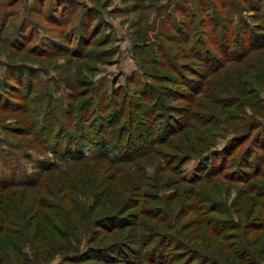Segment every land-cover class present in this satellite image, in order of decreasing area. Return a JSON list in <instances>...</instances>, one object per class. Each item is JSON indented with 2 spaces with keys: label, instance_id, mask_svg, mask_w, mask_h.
<instances>
[{
  "label": "rangeland",
  "instance_id": "obj_1",
  "mask_svg": "<svg viewBox=\"0 0 264 264\" xmlns=\"http://www.w3.org/2000/svg\"><path fill=\"white\" fill-rule=\"evenodd\" d=\"M26 1L0 0L24 19L0 33V176L34 178L0 185V264H264V0L228 16L232 0ZM152 88L157 114L185 127L138 152L116 129ZM110 112L115 161L80 139L94 149L60 161L53 136L46 149L30 132L45 117L71 136ZM40 196L56 212L37 211Z\"/></svg>",
  "mask_w": 264,
  "mask_h": 264
},
{
  "label": "trees",
  "instance_id": "obj_2",
  "mask_svg": "<svg viewBox=\"0 0 264 264\" xmlns=\"http://www.w3.org/2000/svg\"><path fill=\"white\" fill-rule=\"evenodd\" d=\"M44 1H48V0H44ZM241 2H245L244 0H242ZM23 3H25L27 6L26 8L28 9L29 3L23 1ZM232 4L230 5V8L228 7L225 10V14L226 16H228L231 12L233 11H241V9H243V6L238 5L237 3L235 4L234 1L232 0L231 2ZM223 6V5H220ZM201 7V5L199 6ZM249 8H251L252 12L254 13L256 11V8L258 9V6L256 7V5H248ZM60 10L62 8V6L58 7ZM201 11H205L203 7H201ZM74 11L76 10V6H74V8H72ZM52 11H55L54 9ZM181 11V9H180ZM184 10H182L183 12ZM7 15L12 16L13 14H11V11L9 10V12L4 13L2 16H0V25L1 27H3V30L0 31V33H2L5 30V24H11L12 26L16 25L15 21L18 20H22L23 18L18 17V19L14 20V18L12 17L10 20H8V17H6ZM248 16H250V14H248ZM28 17V16H27ZM204 17V16H203ZM193 18V15H192ZM13 19V20H12ZM24 20V19H23ZM215 23V22H214ZM191 24V23H190ZM224 24V29H227L228 23L226 22V20H224L223 22ZM189 25L184 26V29L186 30V35H184L183 31L181 32V36H179L180 40L179 41H188V39L191 37V35H189ZM11 29V28H10ZM254 29H255V25H250L249 23H243V25L241 27H239L238 29V34L240 37L243 36V34H246V38L245 40H247V43L249 44V50L254 49L255 47H257V45H260L262 42H264V37L262 38V42L261 40L259 41V39L257 38V33L254 34ZM5 32H3L4 34ZM248 35V37H247ZM263 36V35H261ZM250 37V38H249ZM249 40V41H248ZM240 45V44H239ZM241 46H243V44H241ZM154 52H157L156 50H154ZM161 54L164 53H168L167 50H161L160 52ZM153 59L152 62H159L160 60H157L154 56H152ZM156 62V63H157ZM165 63L168 65V69L171 72H176L175 69V65L171 64L169 62ZM21 88V87H20ZM24 88V86H22V89ZM21 89V90H22ZM21 90L19 91V93L21 92ZM197 90V88H196ZM19 93L18 96H19ZM161 96V92L156 89V88H152L151 92H147V93H141V97L139 98V100H143L146 101V105L147 107L143 110V112L141 114L138 113L139 111V106L138 103L139 102H135L130 108H129V113L123 117L124 121V125H125V130H121L123 129V124H120V128L116 129V136H118L119 138H125V144H128V147L130 148L132 145H134L135 148L134 150H139L141 151L142 146V141L145 142V135L149 134L151 139L150 141H153V143L155 142H159L161 141V139L163 138L164 135H170L178 130H180L182 127H185V124L183 122H179L180 125H174L173 121L168 120L169 116H162L157 114V111H155L156 106L154 105L156 99L158 98V96ZM177 96V95H176ZM146 98V100L144 98ZM13 102H15V105L18 106L21 102H20V98L18 99L17 95L14 96L13 98H11ZM92 102V98H90L88 100V102L85 105H81L79 104V108H77V115H75V119L77 117V121L79 119H86L89 118L90 116L87 114L86 111H84L86 106H90ZM165 109L168 110V105L164 106ZM100 110H103L104 112V108H101ZM101 112V111H100ZM106 120L107 122L104 125H101L96 128L93 129L90 126L87 127V129L83 128L72 132V135H63L61 134L62 132H58L54 130V127L52 125L51 121L46 120V118L44 117L42 119V121L39 124H34L33 126L30 127V132L31 135L33 137V139H35V141L37 143H40L41 145L45 146V148L47 149V143L49 142V140L51 139V136H53V138L55 140H57V142L52 143L49 145L53 146V154L54 155H58V152H61L59 156H65L66 158L60 161H64L66 159H72L71 157H78V156H85L82 151V149L85 147L88 149H94L91 148V146L88 145V143H80L79 141H77V139L80 140H87V142H91L96 145L98 147L95 148L97 152H99L98 154L102 157L108 156L109 158H107L110 161H115L118 160L116 159V157H112V153H115V150L120 149V144L119 142H114V139L110 140L108 138H110V133H111V123H113L114 120H116L115 124L117 125L118 123V117L114 112H110L109 114H106ZM87 121H91V120H87ZM177 122V121H176ZM91 128V129H90ZM108 137V138H107ZM159 138V139H158ZM64 140V141H63ZM157 140V141H156ZM61 142L64 143V145L62 146L61 144H59ZM73 141H77V146H74L75 148L73 150H71L70 146L71 143ZM135 141H137L138 143H136ZM91 143V144H92ZM151 144V143H150ZM147 146V144H145V147ZM122 147V146H121ZM127 147V148H128ZM84 148V149H85ZM128 148V150H130ZM180 150H182L181 152L184 153L183 155H187L188 151L181 148ZM191 153V152H190ZM182 155V156H183ZM119 158H123V157H119ZM10 167H12V165L10 164ZM49 167H51V165L49 166V164H47L46 166H43L42 168L44 170L48 169ZM14 168H18V165L16 166L15 164H13V171ZM6 174L3 173L2 176H0V185H3V183L5 182H10L12 184H22L25 185L28 182L30 183V181L32 180L34 182V178H27L24 179L23 181H19L18 178L16 177V174L14 172L13 175H11L10 178H7V176H5ZM35 175L37 176V174H32V176ZM10 179V180H8ZM11 180L13 182H11ZM8 183V184H10ZM28 183V184H29ZM63 184V183H62ZM68 184V185H67ZM65 185V187L67 189H72L73 190V186H71L70 183H65L63 184ZM34 187H32L31 189H33ZM60 188H62V185L60 186ZM62 194V193H61ZM53 197V194H51ZM63 195V194H62ZM41 200H39L36 209L37 211L45 210L48 213H53L56 212V210L58 209L57 206L50 204L48 199L44 200L43 196H40ZM60 201H65V199L63 197H60ZM74 203V202H72ZM157 215V214H156ZM207 221L209 222L208 224V228L211 231H215L214 228L219 229L218 228V224L217 222L213 219H207ZM157 249H155L154 251H156Z\"/></svg>",
  "mask_w": 264,
  "mask_h": 264
},
{
  "label": "crops",
  "instance_id": "obj_3",
  "mask_svg": "<svg viewBox=\"0 0 264 264\" xmlns=\"http://www.w3.org/2000/svg\"><path fill=\"white\" fill-rule=\"evenodd\" d=\"M13 1H14V0H13ZM23 1L27 2L26 0H23ZM15 3H16V2H15ZM15 3H14V4H15ZM11 10H12V9H10V11H11Z\"/></svg>",
  "mask_w": 264,
  "mask_h": 264
}]
</instances>
